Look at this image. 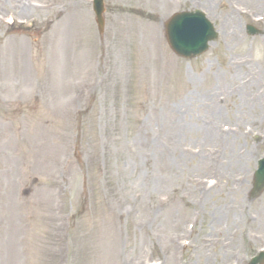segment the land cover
I'll return each instance as SVG.
<instances>
[{
    "label": "rangeland",
    "instance_id": "obj_1",
    "mask_svg": "<svg viewBox=\"0 0 264 264\" xmlns=\"http://www.w3.org/2000/svg\"><path fill=\"white\" fill-rule=\"evenodd\" d=\"M103 1L99 37L91 0H0V264H247L264 0ZM193 9L218 40L186 61L162 27Z\"/></svg>",
    "mask_w": 264,
    "mask_h": 264
},
{
    "label": "water",
    "instance_id": "obj_2",
    "mask_svg": "<svg viewBox=\"0 0 264 264\" xmlns=\"http://www.w3.org/2000/svg\"><path fill=\"white\" fill-rule=\"evenodd\" d=\"M94 10L97 23L101 28L103 9L100 2L96 3ZM169 44L178 56L191 58L198 56L206 49L207 42L215 39L211 25L198 13L179 14L174 16L167 24ZM259 170L255 174L253 196L264 189V160L259 162ZM264 256L252 260L250 264H262Z\"/></svg>",
    "mask_w": 264,
    "mask_h": 264
},
{
    "label": "bare ground",
    "instance_id": "obj_3",
    "mask_svg": "<svg viewBox=\"0 0 264 264\" xmlns=\"http://www.w3.org/2000/svg\"><path fill=\"white\" fill-rule=\"evenodd\" d=\"M227 141H229V140H227ZM205 239H206V238H203V239H202V241H205ZM205 243H206V242H205ZM215 243H216V244L218 243V244H221V245H223L225 242H222V241H217V242H215Z\"/></svg>",
    "mask_w": 264,
    "mask_h": 264
}]
</instances>
